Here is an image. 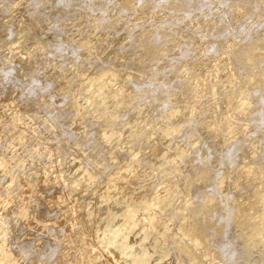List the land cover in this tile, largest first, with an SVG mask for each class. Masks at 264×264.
<instances>
[{"label": "bare ground", "instance_id": "6f19581e", "mask_svg": "<svg viewBox=\"0 0 264 264\" xmlns=\"http://www.w3.org/2000/svg\"><path fill=\"white\" fill-rule=\"evenodd\" d=\"M0 98V264H264V0H0Z\"/></svg>", "mask_w": 264, "mask_h": 264}, {"label": "rangeland", "instance_id": "374dc122", "mask_svg": "<svg viewBox=\"0 0 264 264\" xmlns=\"http://www.w3.org/2000/svg\"><path fill=\"white\" fill-rule=\"evenodd\" d=\"M102 1H104V0H102ZM36 8H40V5H36ZM44 10L43 11H41V12H46V13H48V16H50V14H51V12H50V8L49 7H46V6H44V7H42ZM110 9H111V7H110ZM61 12V11H60ZM69 13H67L66 15H64V16H62V18L63 19H57L56 21H58V24H61V26L59 27V29H61V28H63V27H65L64 25L66 24V23H70V17L74 14V13H72V10H69L68 11ZM47 16V17H48ZM53 16H50V18H52ZM94 18H96V17H92V19H94ZM88 19H90V17L88 18ZM51 20V19H50ZM54 25V24H53ZM51 26H52V24H51ZM52 27H54V26H52ZM2 97H3V95H1ZM6 99V98H5ZM0 100H2V98H0ZM4 110L5 111H7V108H4ZM8 113H12V111L10 110V111H8ZM27 113H28V115L32 118V115H34L33 113H32V110H29V111H27ZM33 119V118H32ZM36 120V122H32L31 121V123H29V125H31L32 127H35V126H38V125H41L42 123L40 122L41 120L39 119V118H36L35 119ZM34 124H36V125H34ZM42 135V134H41ZM34 136H36V135H34ZM34 138H32V139H30V141H28V143L27 144H29L32 140H33Z\"/></svg>", "mask_w": 264, "mask_h": 264}]
</instances>
